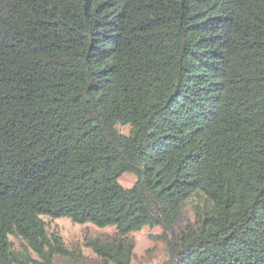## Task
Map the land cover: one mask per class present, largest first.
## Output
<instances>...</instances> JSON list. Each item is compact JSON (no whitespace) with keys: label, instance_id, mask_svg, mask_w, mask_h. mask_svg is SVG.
Segmentation results:
<instances>
[{"label":"trees","instance_id":"1","mask_svg":"<svg viewBox=\"0 0 264 264\" xmlns=\"http://www.w3.org/2000/svg\"><path fill=\"white\" fill-rule=\"evenodd\" d=\"M144 226L264 264V0H0V264H131Z\"/></svg>","mask_w":264,"mask_h":264},{"label":"rangeland","instance_id":"2","mask_svg":"<svg viewBox=\"0 0 264 264\" xmlns=\"http://www.w3.org/2000/svg\"><path fill=\"white\" fill-rule=\"evenodd\" d=\"M118 129L127 133L128 126L119 125ZM135 181L134 175L124 173L118 178V182L125 188L130 187ZM46 228L49 232L56 231L68 246L78 247L84 255L94 256L90 249L85 245L86 241L95 237H105L114 233V227L107 226L98 228L90 223H74L68 218H49L43 217ZM159 227L144 226L140 230L130 233L133 239V257L131 264H162L166 259L163 244L155 241L152 236L159 233ZM13 243L17 240L11 238Z\"/></svg>","mask_w":264,"mask_h":264},{"label":"bare ground","instance_id":"3","mask_svg":"<svg viewBox=\"0 0 264 264\" xmlns=\"http://www.w3.org/2000/svg\"><path fill=\"white\" fill-rule=\"evenodd\" d=\"M259 166V165H258ZM207 197V196H206Z\"/></svg>","mask_w":264,"mask_h":264}]
</instances>
